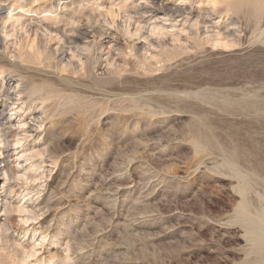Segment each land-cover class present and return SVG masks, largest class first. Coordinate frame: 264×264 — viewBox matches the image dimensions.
<instances>
[{
	"label": "rangeland",
	"instance_id": "374dc122",
	"mask_svg": "<svg viewBox=\"0 0 264 264\" xmlns=\"http://www.w3.org/2000/svg\"><path fill=\"white\" fill-rule=\"evenodd\" d=\"M156 1L0 0V264H264V0Z\"/></svg>",
	"mask_w": 264,
	"mask_h": 264
},
{
	"label": "bare ground",
	"instance_id": "6f19581e",
	"mask_svg": "<svg viewBox=\"0 0 264 264\" xmlns=\"http://www.w3.org/2000/svg\"><path fill=\"white\" fill-rule=\"evenodd\" d=\"M155 7H156V10L155 11H162L163 13H165V14H171V15H173V14H176V13H184V10L181 8V7H176V8H172V7H170V6H168V5H158V2L156 1V0H149ZM255 1V0H254ZM261 1V0H260ZM263 1V0H262ZM248 2H249V0H248ZM256 3V2H255ZM254 3V4H255ZM259 3V0L257 1V4ZM261 3V2H260ZM259 3V4H260ZM152 6V5H151ZM143 7V6H142ZM143 9L146 11V12H149V11H153L152 9H150V7H146V6H144L143 7ZM234 10V9H233ZM261 10V9H260ZM257 11V10H256ZM143 12V11H142ZM86 31L84 30V31H82V30H80L79 32H78V37H69V39H72V41H70V44L72 43V42H75V41H80V38L82 39L83 37H85V35H84V33H85ZM74 35H75V33H74ZM84 40V39H83ZM74 44V43H73ZM72 45V44H71ZM7 207V206H6ZM10 209H11V207H10ZM243 210H244V208H243ZM245 215H248L247 213L245 214ZM254 217V216H253ZM258 219L257 220H254V219H251L250 220V218H247L246 216L244 217V219H249L248 221H249V231H250V233H252L253 234V239L256 241V243L257 244H259V246L260 245H264V214L263 215H261V217L259 216V217H257ZM247 226V227H248ZM252 236V235H251ZM253 240V241H254ZM255 243V242H254Z\"/></svg>",
	"mask_w": 264,
	"mask_h": 264
}]
</instances>
